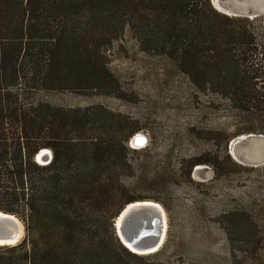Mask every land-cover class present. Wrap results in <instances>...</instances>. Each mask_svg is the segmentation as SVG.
Wrapping results in <instances>:
<instances>
[{"label":"trees","instance_id":"1","mask_svg":"<svg viewBox=\"0 0 264 264\" xmlns=\"http://www.w3.org/2000/svg\"><path fill=\"white\" fill-rule=\"evenodd\" d=\"M105 19L119 23L118 32H97ZM124 28L141 52L174 65L207 108L213 97L216 106L221 101L247 126L237 134L264 135V15L227 16L210 0H0V211L24 230L19 243L0 246V264H117L120 254L138 257L112 225L139 199L131 196L136 184L125 182L136 174L130 156L137 150L127 145L139 129L135 121L109 114L96 122L89 109L30 98L89 90V75L103 80L101 71L113 82L84 43L98 50ZM89 124L100 133L85 137ZM41 149L51 152L46 165L34 160Z\"/></svg>","mask_w":264,"mask_h":264},{"label":"rangeland","instance_id":"2","mask_svg":"<svg viewBox=\"0 0 264 264\" xmlns=\"http://www.w3.org/2000/svg\"><path fill=\"white\" fill-rule=\"evenodd\" d=\"M108 23L99 22L97 32H114ZM118 27L119 23L114 27L117 32ZM122 32L112 42H102L98 50L84 43L91 58L104 63L113 82L101 71L103 80L89 75V90L30 96L63 110L89 109L96 122L109 114L116 120L129 117L139 128L133 135L145 138V148L130 145L133 135L127 141L137 150L130 161L140 183L135 176L125 182L136 184L131 193L139 198L136 201H152L162 208L163 243L155 253L135 258L120 254L114 260L117 264H264V164L242 166L229 154L230 142L246 135L237 132L247 126L231 116L221 101L216 106L214 97L207 108L205 96L192 94L174 65L141 52L128 28ZM93 84L98 89L91 88ZM91 126L82 132L85 137L100 133ZM199 158L210 164L194 165Z\"/></svg>","mask_w":264,"mask_h":264},{"label":"water","instance_id":"3","mask_svg":"<svg viewBox=\"0 0 264 264\" xmlns=\"http://www.w3.org/2000/svg\"><path fill=\"white\" fill-rule=\"evenodd\" d=\"M212 1L214 9L227 16L251 19L264 15V0ZM129 143L133 146L144 147L145 138L139 134L133 135ZM229 154L236 163L242 166L263 165L264 135L246 134L237 137L230 142ZM34 160L41 165H46L51 160V152L41 149L34 155ZM163 215L162 208L155 202L128 203L113 220L115 236L121 245L133 254L157 252L163 243ZM23 234V225L19 219L12 214L0 211V246L19 243Z\"/></svg>","mask_w":264,"mask_h":264},{"label":"bare ground","instance_id":"4","mask_svg":"<svg viewBox=\"0 0 264 264\" xmlns=\"http://www.w3.org/2000/svg\"><path fill=\"white\" fill-rule=\"evenodd\" d=\"M138 147V146H137ZM163 220H164V218H163ZM116 224H118V220H116ZM164 225H165V222H164ZM165 227H166V225L164 226V231H165ZM163 238H164V235H163ZM157 251V250H156ZM155 252V251H154ZM150 253H153V252H149V253H140V252H136V254H138V255H146V254H150Z\"/></svg>","mask_w":264,"mask_h":264}]
</instances>
